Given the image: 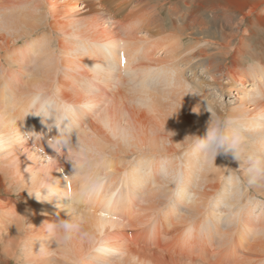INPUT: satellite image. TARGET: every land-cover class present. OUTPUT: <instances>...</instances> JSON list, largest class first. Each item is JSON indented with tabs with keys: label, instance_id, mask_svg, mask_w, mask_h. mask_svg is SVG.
Instances as JSON below:
<instances>
[{
	"label": "bare ground",
	"instance_id": "1",
	"mask_svg": "<svg viewBox=\"0 0 264 264\" xmlns=\"http://www.w3.org/2000/svg\"><path fill=\"white\" fill-rule=\"evenodd\" d=\"M191 1L0 0V48L26 39L32 31L45 33L44 39H27L24 51L10 54V62H18L8 68V75L3 74L6 66L0 67V102H6L0 107V138L9 142L0 152V163L16 164L17 181L36 211L18 216V209L0 203V236L12 226L11 220L18 225L24 219L28 224L17 240L7 241L25 249L28 264H244L232 263L240 254H233L231 239L237 236L236 248L246 241L248 229L264 233V198L257 197L264 195V175L249 184L245 157L239 160L221 151L213 162L192 153L198 151L197 138L207 135L211 113L222 119L224 110L226 119L244 127L246 153L264 161V62L255 60L244 68L232 60L225 72L214 65L204 53L206 44H201L208 40L191 36L201 32L203 23L196 19L207 7L197 0L193 4L199 10L194 9ZM195 10L200 15L193 16ZM176 17L195 21L184 25L192 31H179ZM183 34L191 42L185 44ZM27 50H37L36 62L34 71L29 70L32 81L19 91L22 84L11 75L25 68ZM209 89L219 98L233 90L238 95L232 103H221L219 110L206 100ZM37 91L56 93L76 107L85 152L74 158L85 162L82 175L75 174L66 156L59 170L37 164V156L31 162L21 158L23 148L35 144L34 138L15 144L19 131L44 133L41 144L47 147L58 135L40 116L29 113L23 118ZM11 104L17 105V114ZM72 140L78 143L75 133ZM112 159L115 166L110 167ZM45 172L76 199L39 201L30 195ZM92 181L98 184L95 192L79 195ZM240 185L245 190L240 191ZM65 198L69 201L60 210ZM67 218L77 222L79 230L67 243L52 240L45 225ZM4 221L10 223L4 227ZM149 221L154 231L144 240L147 229H141ZM260 238L250 248L252 261L259 263L264 262V235Z\"/></svg>",
	"mask_w": 264,
	"mask_h": 264
},
{
	"label": "rangeland",
	"instance_id": "2",
	"mask_svg": "<svg viewBox=\"0 0 264 264\" xmlns=\"http://www.w3.org/2000/svg\"><path fill=\"white\" fill-rule=\"evenodd\" d=\"M194 1L197 0L191 1V4H193ZM198 2L200 4L205 5L207 9L202 14V17L196 19V21L200 20V23L201 22L203 23V24L201 23L203 25L201 26L202 27L201 32L197 30L194 31V29H197L198 27L195 25L193 29L195 34H192L191 36L194 37L195 41L196 40L198 41L199 39L208 40V42L205 43L203 41L201 44H206V46L203 47L204 53L206 52L205 54L208 55V59L211 62H214V65L220 66V69H223V72H225L227 70V66H230V64L232 63V60L235 61V64L236 63L240 64L243 67L247 66L249 63L255 60H260L264 62V0H198ZM178 5L181 8L182 3L178 2ZM192 7L194 9L196 8L197 10H199L197 7H195L194 4L192 5ZM200 11L195 10L193 12V16L200 15L201 13ZM177 19L178 20L176 21V23L179 28V31L183 32L184 34H187L192 31L191 29L185 28L184 26L187 25L189 21H187L186 19H182V20L180 19L181 21L180 22L179 18ZM193 23H195V21L189 22V24H193ZM44 34L45 33L43 32V30L39 29L37 31H32L26 39H18V41L16 42L13 41L10 44L11 46L9 48L2 46L0 48V59H1L0 67L2 64L3 66H6L5 68L7 69L6 70L3 67V71H4L3 74L8 75L9 73L8 68L16 67V63H14L16 60L14 62H10L11 60L10 54L13 53V51H24L27 48L24 47V45L22 44L25 40L30 38H38L40 41L44 39ZM184 34L182 35L184 37L183 42L185 44H187V42L188 43L191 42V40H189L188 37H186V35ZM0 43L2 45L1 41ZM53 43L56 44L55 45L56 47H53L55 51L58 44V40L56 39V36L53 37ZM39 47L40 46H37L35 48L39 49ZM28 51L29 50H27L24 54L25 55L24 57H26V62L25 61H24L25 63L22 62L25 65V68L23 69L20 68L18 72L15 71L11 75L13 77H18L19 83L22 84V86H20L21 90L19 91H23L28 86V83L32 81L31 79L32 73L29 70L34 71L33 63H35L36 60L34 59L35 55L33 53H35L37 50L33 53H28ZM56 53H58V48L55 51V54ZM158 54L162 56L160 52ZM114 75L117 76V73L115 71H114ZM114 83L115 81L113 82V84ZM112 89L113 91H115L114 87H112ZM205 94H206L205 95L206 100L208 99L207 101L217 104L216 106L219 110H221V106H220L221 103L223 105L225 103L226 104L232 103L233 101L236 100V97L238 95L236 93V90H233V94L232 93L230 95L223 94L222 97L219 98L218 93L213 91L212 89L207 90ZM220 100L222 102H220ZM12 105L14 104L8 106H11V109L14 108V113L17 114V111L15 109L17 105L15 106ZM5 106H6V102L4 101L0 102L1 108ZM223 113L224 114H222L223 115L222 119H226V112L224 110ZM146 114H150V113H146ZM41 143L42 142L35 143L36 147L27 144L28 146L23 148L21 158L25 161L31 162L32 159L35 160L34 156H37V159L40 162V163L38 162L37 164L40 165L42 164L41 166L43 167H51V169L53 170H59V167L65 164L63 163L62 156L58 157V155L55 153V150L53 148H51L50 146L47 147V145L44 144L42 145ZM180 149L179 147L176 148L177 151H180ZM192 153L199 154L200 152L199 151L195 152V150H193ZM116 161H119V159H116ZM13 165L16 166V164H14V162L11 160L3 164L2 162L0 163V203L3 202L8 203V206L6 207L10 206L11 208L18 209L19 210L18 216H24V214H26V210L28 209L29 210L32 209L34 212H36L31 206H28L30 201L26 199L27 196L26 191L21 189L22 185L19 184L18 182L20 178H18V173L14 171ZM37 166L40 167L39 165ZM108 166L110 167L115 166L113 159L108 164ZM20 171L23 175V170L20 169ZM67 173L65 174L67 175ZM61 178L63 179V177H60L59 179ZM239 189L240 191L245 190L244 186L241 185ZM247 193L249 194V192ZM257 197L263 199L264 195L262 194L261 197L259 196ZM68 201H69L68 198H65L63 200L62 204L64 206L62 205L60 207V210L66 207L65 203H67ZM76 204L77 203L75 202V205ZM78 206L80 205L78 204ZM135 216L136 214L131 215L130 216L131 220ZM222 216H225V214H222ZM260 218L264 225V216L261 215ZM153 219L154 218H151L150 221L155 222L156 219L155 220ZM150 221L147 222V226H142L143 229H141V230L147 229V231L145 233L143 232L142 234L144 240L148 238H152L147 235L150 232L154 231V229L149 228V226L151 227ZM10 222L8 221L2 222L4 227L7 226L9 223L12 226H8V228H6V234L0 236V264H28L26 262V256L24 255L25 249L19 247V244H17L15 241H13L12 244H10L7 241L9 238H11L10 240H17L18 234L22 231V227L27 226L28 223L24 219H20L18 225H15L14 222H12V220ZM247 232L248 235L246 236V241L245 240L242 241V244L240 246L236 248L233 247L235 238L237 237L236 235L230 241L233 254L235 253L240 254L237 257L233 258L232 263H239L243 260L244 264L246 263L263 264L264 262L260 261L259 263V260L252 261L254 255H252L251 252L252 249L250 250V248H252L251 246L256 243L257 239H261L260 235L256 234L255 230L248 229ZM230 251L231 250L229 248L228 252L230 253ZM257 254H259V256L262 255L261 252L259 251L257 252ZM169 256L170 258H173V254H169ZM33 263H29V264H33ZM44 264H55V263L53 262V260H45Z\"/></svg>",
	"mask_w": 264,
	"mask_h": 264
},
{
	"label": "clouds",
	"instance_id": "3",
	"mask_svg": "<svg viewBox=\"0 0 264 264\" xmlns=\"http://www.w3.org/2000/svg\"><path fill=\"white\" fill-rule=\"evenodd\" d=\"M29 113L40 116L49 131L53 127L58 129V135L49 139L48 144L55 150L58 156H66L68 160L73 162L76 175H82L85 169V162L82 159L77 160L74 158V154L85 152V146L79 139L76 107L63 101L56 93L37 91L30 98L23 118ZM211 117L206 137H198L195 141L198 151L203 158L211 159L213 162L221 151L224 153L232 152L235 158L239 160L245 157L249 163V167L245 170L249 176L248 183L254 184L258 176L264 175V161L254 159L252 155L246 153L244 127L233 120L218 118L212 113ZM23 118L17 119L15 123L17 124V121L23 120ZM49 118H52L51 123L48 122ZM73 133L78 137V143L75 145L72 140ZM43 137L44 133L28 131L21 134L19 131V135L15 137L14 143L25 145L29 138H34L35 144L41 142ZM8 144L9 142L4 138H0V152L4 151ZM43 175L44 179L38 183L37 187L33 191H28L30 195H35L39 201H52L55 197L63 196L70 197L71 202L76 199L74 195L62 190L59 180L54 179L47 172ZM97 187V182L92 181L82 187L79 195L92 194ZM42 190H46V192ZM78 230L79 224L71 218L45 225L46 233L52 240L58 243H67ZM258 235H264V233H258Z\"/></svg>",
	"mask_w": 264,
	"mask_h": 264
}]
</instances>
